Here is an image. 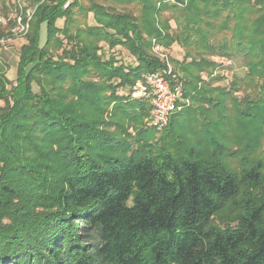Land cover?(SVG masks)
Returning <instances> with one entry per match:
<instances>
[{
	"label": "trees",
	"instance_id": "16d2710c",
	"mask_svg": "<svg viewBox=\"0 0 264 264\" xmlns=\"http://www.w3.org/2000/svg\"><path fill=\"white\" fill-rule=\"evenodd\" d=\"M7 1L0 53L23 43L14 81L0 55V264H264V0ZM153 41L183 51L161 130L132 96L166 68ZM234 58L244 77L220 85Z\"/></svg>",
	"mask_w": 264,
	"mask_h": 264
},
{
	"label": "built area",
	"instance_id": "2783aa9c",
	"mask_svg": "<svg viewBox=\"0 0 264 264\" xmlns=\"http://www.w3.org/2000/svg\"><path fill=\"white\" fill-rule=\"evenodd\" d=\"M26 17L25 22L21 15L16 17V27L11 31L14 36H23L27 32L28 21L31 17L30 11H26ZM0 23H5L2 17H0ZM1 43L5 44L6 40H2ZM152 53L165 64L166 68L144 75L143 81L137 84L136 93L132 96L148 99L151 107L149 126L161 130L167 125L170 115L180 109L178 103L183 99L181 84L171 73L172 67L167 51L153 41ZM169 77L174 82L171 83Z\"/></svg>",
	"mask_w": 264,
	"mask_h": 264
},
{
	"label": "rangeland",
	"instance_id": "374dc122",
	"mask_svg": "<svg viewBox=\"0 0 264 264\" xmlns=\"http://www.w3.org/2000/svg\"><path fill=\"white\" fill-rule=\"evenodd\" d=\"M37 0H19V4L24 9H33ZM8 5H6V8L8 9V13L13 14V6L15 4V0H8ZM2 5H0V17L2 15H5V11L1 10ZM25 9V10H26ZM31 12V10H28ZM58 26L61 25V22L57 23ZM171 25L173 27V23L171 22ZM41 42L44 41V31L41 33ZM23 43L22 38H16L11 41H9L4 48H2V51L0 53L3 60L8 64L9 69L7 71V77L9 79H12L11 73H9V70L12 69L13 73L15 72V66H16V57L18 55V50L20 45ZM167 50V49H166ZM103 52L105 53V56H109L110 54H114L116 59L125 64H129L132 62V58L129 56V54L124 51L123 49L116 48L112 51H109L106 47L103 48ZM167 54L170 59L173 60H181L183 57V51L181 48H179L177 45H173L167 50ZM215 73L217 75H220L224 78V80L220 83V85L227 86L228 84L235 78H243L246 70L243 67L242 60L240 58H234L232 60H218V65L215 69ZM179 76V75H178ZM243 90H241L237 97L241 98L243 96ZM187 103V101H186ZM0 106H2V103H0ZM149 119L150 114L143 120V125L146 127H149Z\"/></svg>",
	"mask_w": 264,
	"mask_h": 264
},
{
	"label": "crops",
	"instance_id": "0c3cea01",
	"mask_svg": "<svg viewBox=\"0 0 264 264\" xmlns=\"http://www.w3.org/2000/svg\"><path fill=\"white\" fill-rule=\"evenodd\" d=\"M17 61H18V56L16 57V65H17ZM9 73H11V77H13L12 79H9L8 77V79L10 80V81H14L15 80V78H16V66H15V72L13 73V70L12 69H10L9 70ZM7 75V74H6Z\"/></svg>",
	"mask_w": 264,
	"mask_h": 264
}]
</instances>
